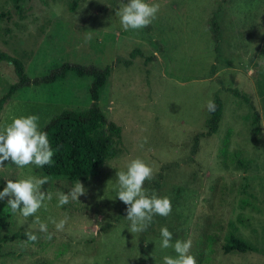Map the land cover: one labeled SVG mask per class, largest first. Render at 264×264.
<instances>
[{
    "label": "rangeland",
    "instance_id": "obj_1",
    "mask_svg": "<svg viewBox=\"0 0 264 264\" xmlns=\"http://www.w3.org/2000/svg\"><path fill=\"white\" fill-rule=\"evenodd\" d=\"M70 2L20 0L17 9L15 0H0V50L20 58L30 78L64 63L110 65L99 106L121 132L107 129L105 161L73 181L4 162L0 191L8 180L47 176L42 190L53 199L36 213L47 233L0 200V264H164L177 253L161 247L163 227L173 245L192 240L197 264H264V0H146L160 5L157 18L128 31L116 15L128 0H81L73 11ZM15 81L13 65L0 61V97ZM90 83L67 72L19 89L0 112V129L37 115L41 130L63 111L89 110ZM216 98L223 105L218 128L195 144ZM136 158L154 170L147 193L172 203L169 216L155 215L141 233L130 232L117 198L116 173ZM78 180L86 195L57 207L56 193H69ZM65 215L57 231L49 218ZM233 239L245 244L242 251Z\"/></svg>",
    "mask_w": 264,
    "mask_h": 264
},
{
    "label": "clouds",
    "instance_id": "obj_2",
    "mask_svg": "<svg viewBox=\"0 0 264 264\" xmlns=\"http://www.w3.org/2000/svg\"><path fill=\"white\" fill-rule=\"evenodd\" d=\"M160 10L159 4H151L146 0H128V3L116 12L120 17L123 30H138L149 26L156 18ZM90 39V37H89ZM214 101L207 103V110L215 111ZM37 115L21 116L13 118L11 123L0 129V168L5 161H10L18 168L23 169L29 165L44 167L53 163L54 150L52 149L47 132L39 128ZM146 142V140H145ZM143 147V145H141ZM119 191L117 198L126 207V218L131 221L130 232L141 233L148 229L155 215L167 217L171 214L172 203L168 197L149 195L144 188L145 181L153 179V168L142 159L136 158L130 161L126 171L116 173ZM49 181V177L29 176L19 180H8L6 186L0 191V200L7 199V205L12 213L17 211L24 218L35 217L34 223L39 226V231L47 233L48 224L42 222L36 213L41 208H47L46 201L53 199V194L42 190ZM82 182L75 183L72 190L65 194L56 193L57 207H62L70 201H79L78 197L86 195ZM22 205V206H21ZM57 231H63L68 222L67 215L57 222L49 218ZM28 240L36 242L38 237L32 232L26 233ZM161 247L167 249L174 247L176 257L165 256L164 264H197L196 258L190 254L192 240H177L173 245L172 233L167 227L160 230ZM48 238H51L49 234Z\"/></svg>",
    "mask_w": 264,
    "mask_h": 264
},
{
    "label": "trees",
    "instance_id": "obj_3",
    "mask_svg": "<svg viewBox=\"0 0 264 264\" xmlns=\"http://www.w3.org/2000/svg\"><path fill=\"white\" fill-rule=\"evenodd\" d=\"M20 0H15V6L20 9ZM81 0H71L68 8L73 11ZM3 14H0L2 16ZM209 24L213 31L215 43L219 42L220 25L214 15ZM0 61L13 65L17 81L10 84L8 89L0 97V112L5 104L21 88L41 83H53L65 77L67 72H72L81 78H90L91 106L84 112L63 111L52 118L41 131L47 132L48 139L54 150L53 163L42 167L43 171L50 176H66L73 181L84 178L98 168L107 157L108 135L107 129L120 135L121 127L108 120L99 106L100 92L106 84L111 66L104 68L95 65H82L64 63L60 67L47 74L30 78L25 72V66L18 57L0 50ZM215 111L209 112L208 130L195 136V144L200 136L210 135L218 128L222 116L223 105L219 98L214 99ZM4 226V216L0 209V229ZM234 240V239H233ZM238 247L243 250L245 244L237 239L234 240Z\"/></svg>",
    "mask_w": 264,
    "mask_h": 264
}]
</instances>
